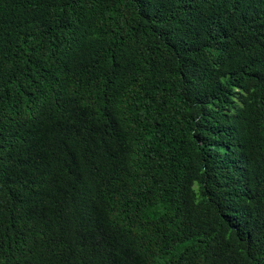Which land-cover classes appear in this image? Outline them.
<instances>
[{"label": "trees", "instance_id": "1", "mask_svg": "<svg viewBox=\"0 0 264 264\" xmlns=\"http://www.w3.org/2000/svg\"><path fill=\"white\" fill-rule=\"evenodd\" d=\"M0 264H264V0H0Z\"/></svg>", "mask_w": 264, "mask_h": 264}]
</instances>
